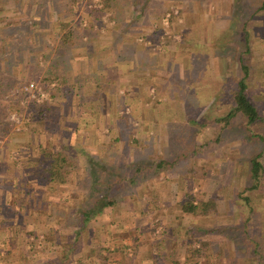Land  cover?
Here are the masks:
<instances>
[{"label":"rangeland","instance_id":"obj_1","mask_svg":"<svg viewBox=\"0 0 264 264\" xmlns=\"http://www.w3.org/2000/svg\"><path fill=\"white\" fill-rule=\"evenodd\" d=\"M120 1L108 0L105 6L103 0H0V201L4 203L0 215L5 219L12 213L22 215L17 219L21 227L37 225V237L43 235L45 242L53 244L65 232L74 231L61 223L68 189L73 188L71 196L81 192L75 198L81 209L89 208L106 191L112 210L90 220L88 226L109 232L111 224H121L128 234L136 226L137 233H143L138 237L143 244L150 240L156 246L169 244L168 248L176 244L186 254L191 240H195L191 247L198 245L197 240L206 242L200 256L189 257L190 264H264V141L255 137H264V0H182L184 10L177 0H129L152 8L151 13L139 14L144 23H150L145 31L138 28L141 21L115 27L110 10L120 6ZM68 30L69 40L62 41ZM165 40L174 43L173 59L178 61L174 65L177 75H170L167 89L152 84L134 92L126 86L119 93L118 80L112 77L104 85L105 92L100 84L96 86L105 81L94 74L102 56L112 57L120 51L126 62L123 67L129 68L131 51L147 46L144 52L151 56L145 67L160 64L170 51ZM241 62L247 67L245 95L260 117L251 131L245 130L240 115L225 125L218 119L233 105ZM184 70L200 71V77L184 86ZM108 71L114 76L112 68ZM132 81L125 78L123 85ZM30 82L41 87L53 83L49 98L35 101L23 92ZM55 84L58 88L52 97ZM118 101L150 107L147 114L153 117L146 120L156 122L159 107L169 104L170 121L143 125L130 119V112L119 111ZM43 102L53 103L51 110L32 116L35 104ZM140 133L147 140L134 143L132 139ZM125 134L130 141H120ZM92 136L98 137L93 141ZM53 146L66 156L65 165L71 171L61 183L70 184L66 192L65 185L53 192L44 190L49 169L57 166L50 158L44 159V151ZM259 151L260 186L246 189L251 184L250 156ZM157 160L159 176L150 177ZM136 175L157 183L126 181ZM186 193L193 203L213 199V208L206 215L182 212L176 201ZM33 199L43 203L28 209ZM40 208L42 220L33 218ZM176 213L178 219L173 218ZM114 214L126 216L108 220ZM135 214L144 218L136 220ZM74 223L71 220L70 226ZM155 229L158 234L153 233ZM105 238L96 240L103 245ZM32 239L39 245L40 237ZM25 240L26 236H18V245ZM87 240L84 231L78 248L81 243L87 246ZM253 242L258 243L254 249ZM128 244L131 247L134 242ZM17 249L14 255L21 258L24 253ZM38 251L30 252L36 261Z\"/></svg>","mask_w":264,"mask_h":264},{"label":"crops","instance_id":"obj_2","mask_svg":"<svg viewBox=\"0 0 264 264\" xmlns=\"http://www.w3.org/2000/svg\"><path fill=\"white\" fill-rule=\"evenodd\" d=\"M123 3H125V5ZM177 3L180 5V8H182L181 10H184V8H183V7H185L184 2L182 0H177ZM132 5L133 4L130 3L129 0H127V2L125 0L123 2V0H122V1H120V6H115L113 9L110 10V12L113 15V18L115 19V22H116L115 27H119V26L125 27L127 25V23H129L128 21L134 22V25H136V23H138L139 21H141V22L143 21L142 23L140 22L141 25H139L138 28H141L144 31H145V29H149L148 27L150 26V23L148 21L146 23H144V20H143L144 16L139 17V14L141 12H144V11L147 14L151 13L152 8L150 7V5L147 3L146 4H140V5L136 4L137 6L133 5L136 9L134 7H132ZM157 12H159L158 9H156V13ZM146 36H148V35H146ZM105 38L107 39L108 37H105ZM164 43L167 44V51L170 50L169 54L167 55V58L165 60H162L160 62V64L159 63L155 64V62H154L151 65H148V67H145V65H144L146 59L147 58L149 59V57L151 56V55L146 56L147 54H145V52H144V49L147 46H143V47L140 46L141 48L135 47L134 50L131 51L130 56L132 59L129 60L128 62L132 63V66H130V64H129V66H130L129 68L123 67V66H126V64H124L126 62H123V58H120V53H121L120 51L117 52V54H114V56H112V57H110V55L106 56V57L104 55V56H102V58L99 57L100 59H98V61H99L98 63H100L101 66L98 65L99 67L98 66L96 67L94 74H95V76L98 75L100 78L102 77L103 80H105V81H103V82L100 81L99 83L97 82L96 86L98 84H103L107 81H110V79L112 77V79L118 80V88H120L119 93L120 92L123 93V90L126 86H128V87L132 86L131 90H134V92H141V89H142L141 86H144V85H145L144 88L148 89V87H150L152 84H154L155 88H156V85L159 84V86L163 87L162 90L167 89L166 87H169V85L171 83V81H169L170 75L173 74V77H174V74L177 75V73H176L177 68H175L174 65L178 61L173 59L174 50L172 51V49H173L172 46L174 43H172L169 40H165ZM140 52L142 54L137 55L135 58L134 55H136ZM141 56H142V58H141ZM138 57H140V58H138ZM80 58L78 56L77 60ZM115 60H116V63L113 64L115 62ZM78 61H80V60H78ZM179 61H181V59H179ZM136 62H138V63H136ZM109 68L113 69V75L114 76L110 75V73L108 71ZM122 69H124V70H122ZM197 73L198 72L196 70L191 71V72L184 70V72L182 73V77H181V79L184 82V86H185V84L190 85V82L192 80H194L196 77H200V71L198 74ZM184 75H186V76L183 77ZM203 76H204V74H203ZM125 78L127 80H128V78L132 79L133 83H130L128 85H126V84L123 85ZM172 81L175 82L174 80H172ZM185 82H187V83H185ZM76 85L78 86L79 84L77 83ZM148 85H150V86H148ZM194 85H196V84H194ZM181 86H183L182 83H181ZM154 92H155V89H154ZM120 104H121V102L119 103V106H120ZM121 105H122V107L119 111L122 110L121 111L122 113H124V111H125V113L131 112V113H129V115L132 114L133 116H130L131 117L130 119H135L136 122L141 121V124H143V125L144 124L146 125L147 123H149L151 125L152 123H159V122L168 123L170 121V118H168V116L171 115V112L169 111L170 105L166 104V103H164L163 105H161L159 107L160 114L158 116L159 121L157 120V122L155 121V119L151 120L152 119L151 117H153V116H151V114H149V113L147 114V111H149V110H146V109H148L150 107L147 108L144 105L140 106L139 104H136V103L131 105L127 102L126 103L122 102ZM176 106L179 107L180 105L178 104ZM176 106H174V108ZM141 108H142V111H140L138 113V109L141 110ZM172 108H173V106H172ZM130 109H131V111H130ZM146 114H147V117H145ZM147 118H151V119H149L147 121L146 120ZM167 120H168V122H167ZM126 136L127 135L125 134L124 137H126ZM92 137H93L92 140L94 141L97 139L98 136H92ZM124 137L119 138L120 141H122V140L125 141L127 139V137L126 138H124ZM134 138H135V140H140V141L147 140L146 135L143 133H140L139 135L138 134L135 135ZM114 139H116V138H114ZM127 140L130 141L131 139L130 140L127 139ZM160 162H162V159ZM156 163H159V160H157ZM156 163L154 164V166L151 167L150 177H155V176L158 177L159 176L156 174V173H158V171L156 170L155 166H159V165H156ZM141 171H143V170H141ZM137 172L139 174L141 173L139 169ZM137 172H135V173H137ZM142 180L144 181V183H151V184L155 183V180H152V179L146 180V179L142 178L141 175H136L135 178H133L132 176H129L128 178H126L127 182H130V181L133 182V183H129V184H134V183L138 184V182H140ZM181 201H182V199H179L178 202L176 201V203H181ZM156 202H158V200ZM36 203H38L39 207H40L43 203V200H38V201H36ZM161 203H163V202H161ZM0 204H4V203L2 201H0ZM153 205H154V203H153ZM38 209L35 210L33 218L37 217L38 219H41V218H43V216H41V214H42L41 208H40V210H38ZM111 210H112V205L107 206V207H103L99 213L94 215L93 219L98 220L100 217L99 215L102 214V216H104V214L110 213ZM157 210H158V208H157ZM157 213H160V212H157ZM15 215L16 216H14V214L12 213L11 215H9L11 218H6V219L3 218L4 216L0 215V264H185L183 261L184 260L183 258L185 256H187L185 248L180 247V246H176V244H174V243H173L174 245L171 248H168L169 244L167 245V247L164 244L156 246V244L154 243L153 240H150L149 243L143 244L142 239L141 238L138 239V237L143 235V233H141V234L137 233V231H139V230L136 229V226H133V228L130 230V234H128V230L126 228L119 226L121 224L117 225L115 223H113V225L112 224L110 225L109 228H111V226H112V228L109 232H106L105 230H100V229L98 230L97 228L92 227V224H90V226H88L89 229L85 231L86 236L88 237V240H87L88 245L84 246L83 243H81V247L78 248L77 251H75V252H71L72 250L69 249V247H67L66 244H62L61 239H60V241L55 240V242H53V244H50V242H48V243L45 242L42 238L43 235H38L37 238L40 237V240H38L39 245H36L35 244L36 240L32 239L33 235H29L30 232L28 233L27 231H30V230L33 231L34 230L36 235H37L36 229L38 228V226L32 224L31 226H29L30 228H28V227L25 228V226L21 227L22 223H19L17 219H19L18 217H23V216L20 214H15ZM102 216H101V220H103ZM113 216L114 217H112L110 215L108 220H113L112 218H118L119 220H123L126 215L114 214ZM132 217H134L136 220L144 218L142 215H138V214H135ZM177 217H178L177 213L173 215V218H177ZM160 218L161 217H158V219H160ZM177 219H175V220H177ZM57 221H59L58 218H57ZM104 225L106 226V223H104ZM39 226H40V224H39ZM54 226L56 229V224ZM47 230H50V228L46 229V231ZM46 231H44V232H46ZM153 233L158 234L159 230L155 229V231H153ZM16 234H17V236H16ZM22 234L24 236H26V240L21 245H18V243H17L18 236H20V235L23 236ZM161 235L163 237V234H161ZM4 236L6 237L5 239H4ZM97 237H99L102 240L104 239V237H106L107 238V239L105 238L106 244L100 245L99 241L96 240ZM28 240L29 241L33 240V241L29 242ZM26 241H28L27 244H25ZM132 242H134V245L131 244V247H130V244H128V243H132ZM196 246H198V245H196ZM17 248H21L22 252L24 253V254H22V256H20L21 258L14 255L16 253V251L18 250ZM35 249H39V251L37 253L40 255L38 257V261H36L37 260L36 256H32L30 254V252L35 251ZM56 249H59V250H56ZM200 252H203V250ZM9 254H11L12 256L7 257V256H9ZM58 254H60V256H58ZM65 254L68 256L67 261H63V259H62L65 256ZM201 259L202 258H200V260ZM186 263H188V261H186ZM188 264H190V263H188ZM201 264H202V262H201ZM214 264H218V262L216 261V262H214Z\"/></svg>","mask_w":264,"mask_h":264},{"label":"trees","instance_id":"obj_3","mask_svg":"<svg viewBox=\"0 0 264 264\" xmlns=\"http://www.w3.org/2000/svg\"><path fill=\"white\" fill-rule=\"evenodd\" d=\"M107 1L108 0H103L104 5H107ZM58 15V14H57ZM71 30H68L66 32L65 35H63L61 37L62 41H68L69 38L68 36L70 35ZM246 36V34L244 35V37ZM247 39L244 40V45L247 48L248 45H246L247 43ZM240 68H241V75L238 79H236L235 82V87H234V91L232 94V99H233V105L228 109V111L220 118L223 124H227L233 117H235L236 115H240V118L243 120L244 122V128L246 131H251V128L257 124L258 121H260V117L258 115L257 112V108L256 106L252 103L251 100L248 99V97H246L245 95V90L247 89V84H246V78H247V67L246 65L241 62L240 63ZM53 80H55V78H52ZM105 84H109V82H105L103 84H100L99 87H102V91L105 92ZM57 85L55 84V88L53 90V92H51V96L53 97L54 94L56 93L57 90ZM98 87V86H97ZM101 90V89H100ZM98 90V91H100ZM102 91L101 95H102ZM98 92V93H100ZM119 98V96H118ZM121 102V101H118ZM51 105H53V103H49V102H43L40 104H35L34 109H33V114L32 116L35 115H42L44 111H50L51 110ZM131 113V112H130ZM217 119V120H218ZM251 137V136H250ZM254 137V136H253ZM255 137H257L260 140L264 141V137L260 136V135H256ZM134 143H136L138 140H135V138L132 140ZM53 144V143H52ZM39 146V145H38ZM260 156L261 153L260 151L257 152L256 154H253L250 156V164H249V180L251 182V184H249L246 189H258V187L260 186V184H258L260 177L262 176V163L260 161ZM48 157L52 160L53 163H56L57 166L53 169H49L48 175H49V182L47 184H44V190H50V191H56V188H59L60 185H65L66 189L65 192L67 191V189L70 187V184H61V183H65L67 180V175L69 176V174L71 173V171L68 170V168L66 167V161L67 158L66 156L63 154V152L61 150H56L55 147H51V151H44V159ZM69 163V162H67ZM159 163H156V165H158ZM94 172V171H93ZM102 179H104V177H102ZM58 183V184H57ZM108 184L105 187V190L108 189ZM75 189V188H74ZM73 191V188H69L68 192L65 193L64 198L67 196L66 201H67V206L60 210L61 211V223H63L64 227L66 229L69 228H73L74 231L73 233L67 231L65 232L66 236L64 238L61 237V242L62 244H66L67 247H69V249H71V252H75L78 249V246L80 245L81 242V236L83 235L84 231H86L88 229V223L90 220L93 219L94 215H96L97 213H99L103 207H107L112 205V200H110V198L108 197V194L106 191H104L103 193L99 194V196L95 197L94 200L91 203V206L87 209H81L78 206L77 201L75 200V198L77 199L79 196H81V192L75 191L74 194H72L73 196H71L70 191ZM74 195H76L77 197H75ZM72 200L74 201L73 205H72ZM245 200L246 197H245ZM38 203H36L35 199H33V202L31 200V202L29 201L28 203V209L34 208L35 205H37ZM39 205V204H38ZM214 206V200L208 198L207 200H200L198 203H193L192 202V197L190 194H185V196L183 197V200L180 203V208L182 210V212L184 213H190L192 215H206L208 214L209 210L211 208H213ZM71 220H74L75 223L77 224H73L72 226H70ZM78 225V226H77ZM29 235H33L32 238H37V235L35 233V231L33 230L31 233H29ZM193 241H195L194 239L191 240L189 242V246L191 245L190 243H192ZM198 246H193V247H189L187 248V251L189 252V254H187V256H185L183 259L185 261H189L191 257L194 256H200L202 249L204 246H206V242L204 241H198ZM258 243L257 242H253V249L255 247H257ZM66 247V248H67ZM70 251V250H69ZM255 253V252H254ZM190 257V258H189ZM65 261H67V258L64 256Z\"/></svg>","mask_w":264,"mask_h":264},{"label":"built area","instance_id":"obj_4","mask_svg":"<svg viewBox=\"0 0 264 264\" xmlns=\"http://www.w3.org/2000/svg\"><path fill=\"white\" fill-rule=\"evenodd\" d=\"M53 83H46L43 87L37 86L36 84L30 82L23 86V92H26L29 97L33 98L35 101H40L42 99L49 98L50 90ZM13 116H11L12 118ZM14 119V118H12ZM16 120V119H15Z\"/></svg>","mask_w":264,"mask_h":264}]
</instances>
